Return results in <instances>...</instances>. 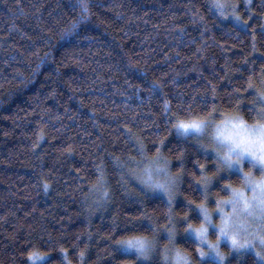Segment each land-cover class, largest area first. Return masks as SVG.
<instances>
[{"label": "trees", "instance_id": "1", "mask_svg": "<svg viewBox=\"0 0 264 264\" xmlns=\"http://www.w3.org/2000/svg\"><path fill=\"white\" fill-rule=\"evenodd\" d=\"M76 4L0 0V264H37L30 251L44 254L39 264H173L176 251L192 264H264L225 245L222 262L199 258L181 205L214 210L229 193L213 185L209 200L199 196V164L216 174L211 142L174 128L257 119L264 0H88L87 13ZM165 160L182 174L171 203L131 175ZM222 175L241 186L239 174ZM128 235L154 247L127 251L118 241Z\"/></svg>", "mask_w": 264, "mask_h": 264}, {"label": "snow or ice", "instance_id": "2", "mask_svg": "<svg viewBox=\"0 0 264 264\" xmlns=\"http://www.w3.org/2000/svg\"><path fill=\"white\" fill-rule=\"evenodd\" d=\"M214 6L218 9L222 8L219 3H215ZM74 7H79L83 13H87L88 0H77V4ZM85 18L86 16L81 15L77 19H73L65 29L66 34H71L77 28L78 20ZM255 96L256 100L251 102L250 110L256 113L257 119L252 124H249L243 118H226L215 127V144L205 146L213 148L216 174L213 176L207 175L205 165L199 164L200 178L197 182L199 185V196L203 197L204 200H209V192L213 185L218 186L222 191H227L229 196L212 201L216 206L214 212H209L205 203L197 204L194 200H186L181 205L182 210L187 209L193 213V216H189L185 212L180 222L186 225L185 233L195 236V242H197L196 251L200 256L215 255V257L223 261V256L218 251H215L221 238L230 240L231 246L237 250L245 246L244 244H239L237 240L239 225L242 223L236 219L239 215L238 208L264 220V91H256ZM206 126V121L197 117H191L187 120L178 119L174 124L176 131L185 136L200 134ZM138 151L143 153L144 148L142 145L138 148ZM113 159L117 165L122 167L118 158L113 157ZM245 162L248 164L249 169H257L260 175L257 177L251 170L245 171ZM181 167H183L182 163ZM233 168L239 170L240 187H234L227 179L223 178L222 173ZM156 170L164 177L162 181H153L151 170L143 177L137 176L135 172L131 173V175L139 179L146 187L162 191L167 196L168 202L171 203L175 196L172 189L182 179V174L180 176L171 175L168 172L167 160L163 163H158ZM121 175H123V172ZM45 187H47L46 182ZM190 190L195 194L197 188L194 185ZM226 205L231 206L230 212H225L224 206ZM213 215L220 217L218 223L213 220ZM168 219H172L171 215H169ZM193 219L199 221L198 225H193ZM148 227L153 231L157 230L156 225L150 220ZM161 230L166 232L169 240L174 239L175 233L171 228ZM210 230L216 234L217 244L210 243L209 248L213 251L206 254L200 250L199 243L207 240ZM260 239L264 242V236L260 237ZM118 243L127 248L136 249L141 256H147L149 250L154 247L146 237L140 235H128L120 239ZM247 243L249 242L246 241L245 244ZM80 255L83 256V253L81 252ZM257 255L261 254L257 253ZM28 256L30 262L34 261L37 264L44 259V254L39 252L30 251ZM164 259L167 260L168 257L165 256ZM175 259L176 264H185L184 257L179 253L176 254Z\"/></svg>", "mask_w": 264, "mask_h": 264}, {"label": "rangeland", "instance_id": "3", "mask_svg": "<svg viewBox=\"0 0 264 264\" xmlns=\"http://www.w3.org/2000/svg\"><path fill=\"white\" fill-rule=\"evenodd\" d=\"M227 118H237V117H227ZM225 119H223V120H225ZM219 123L218 122H215V123L214 122H206V125H207L206 128L204 129V131L202 133L198 134V136H201L202 139L205 138L204 136H207L209 138L208 139L209 142H211L210 143L211 146L214 145L215 144L214 131H215L216 125ZM211 149H212V152L214 153L212 147H211ZM158 163H162V162H158V161L154 162L153 161V162L147 163L145 166H143V168H144V170L142 172L143 176L147 175L149 170H151L153 181H156V180L162 181L164 179V177L162 175H160L156 170V165ZM246 167L248 170H251L253 172V174H256L257 172H259L257 169H249V166H246ZM231 170L233 172L239 174L238 169L233 168ZM150 189H152V188H150ZM158 191H160V190H158ZM160 192H162V191H160ZM206 206L208 207L209 212L215 211V208H214V210H211L208 205H206ZM224 207H225V212L231 211L230 205H226ZM237 211H238L239 215L236 217V219L242 222L239 225V231L237 233V240H238L239 244H244L245 246L243 248H240L239 250H237L231 246L230 240H228L227 238H221V240L218 242V246L215 249V251H218L220 253V255L224 257V255L222 253V247L225 245L229 249H231L232 252H234V251L237 253L252 252V253H255L256 255H257V253H260L261 255H259V256L257 255V256L259 257L261 262H264V242H262L260 239V237L264 236V220H261V218L259 216H255V215L250 214L246 210L242 211L238 208ZM256 211H258V209H256ZM213 220L218 223L220 220V217L218 215H213ZM192 236L195 238L194 235H192ZM246 241H248L249 243L245 244ZM210 243L211 244H217V236L211 230L208 234L207 240L199 243L200 250H202L206 254L209 253L210 251H213L212 249L209 248ZM123 249H125L127 251H131V252L134 251L137 255H139L137 253L136 249L127 248L126 246H123ZM177 253H179L182 257H184L185 264H192L190 262V259L185 254H183L181 252H177V251L174 254V256L172 257L173 264H176L175 257H176ZM139 256H141V255H139ZM199 258L202 261L207 260V259L208 260L214 259V260L222 262L217 257H215V255H212V256H209V255L200 256L199 255Z\"/></svg>", "mask_w": 264, "mask_h": 264}]
</instances>
